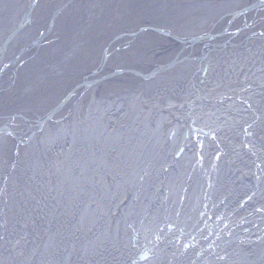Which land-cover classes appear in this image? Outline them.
<instances>
[{
  "label": "bare ground",
  "instance_id": "bare-ground-1",
  "mask_svg": "<svg viewBox=\"0 0 264 264\" xmlns=\"http://www.w3.org/2000/svg\"><path fill=\"white\" fill-rule=\"evenodd\" d=\"M255 1L0 0V264H264V179H258L264 149L259 141L248 147L253 128H244L242 145L235 130L224 128L218 150L205 144L198 152L188 130V145L182 141L196 115L190 107L197 85L205 87L204 100L234 103L220 100L232 94L206 91L216 81L206 80L205 70L227 56L258 51L264 38L241 50L214 51L201 62L195 60L199 46L187 42ZM262 16L253 13L260 19L252 27L226 36L221 31L215 41L238 44L241 35L264 28ZM229 24L234 30L240 21ZM68 46L76 50L72 60L61 54ZM182 58L189 59L146 80H100L83 97L70 98L80 78L93 72L133 77ZM49 79L53 90L26 106V93ZM86 99L98 100L97 110L102 105L101 113H92L100 137L74 136L82 130ZM199 115L209 117L203 108ZM48 116L55 118L44 121ZM24 128L23 138L13 139ZM133 128L156 146L134 164L138 173H130L143 185L119 190L116 139ZM147 143L138 141L137 149ZM181 173L182 182H175ZM131 202L149 223V235L134 228L139 220L132 221Z\"/></svg>",
  "mask_w": 264,
  "mask_h": 264
},
{
  "label": "water",
  "instance_id": "water-1",
  "mask_svg": "<svg viewBox=\"0 0 264 264\" xmlns=\"http://www.w3.org/2000/svg\"><path fill=\"white\" fill-rule=\"evenodd\" d=\"M251 3L253 2L248 3L240 12L236 14H232V16L228 18L229 21L226 20V18H224L225 21L221 20L220 23L216 25L217 30L213 29L212 31L206 34H203L201 36H196L195 39L187 42L190 45L195 44V46H199L201 50L198 53H195V60L201 62L204 59V57L207 56L208 54L214 51L224 49L226 47L228 48L237 47L241 50L243 46L247 45L249 40L255 38L257 39L264 38V29H262L257 32H251L249 35L242 38L238 44H234L233 43L234 40L232 39L224 40L218 43L215 41L220 36L219 34H221V31L226 36L227 34H230L231 32H236L243 27L245 28H248L250 26L252 27L253 26L252 22L260 19V18L255 19V17L251 18V15L254 13L256 14L257 17L258 14H261V12L264 11V0H259L253 4ZM262 18L264 19L263 16ZM235 20L240 21L239 26L234 30H229V28L231 27L229 26L230 25L229 23L234 22ZM223 25L226 26L225 29H223L224 28ZM251 56H254V58H250ZM187 59L189 58L173 59L171 62H169L164 66L151 67L150 70H148L145 73L144 71L139 73H134L133 77H125L122 73H120L117 78H116L117 75L114 74L106 75V76H99V75L97 76V72H93L92 74L80 78V80L77 83V86L74 87L72 96L70 98H73V101L74 100L76 101V99L81 98V96L83 97V95H85L87 91L92 86L96 85L100 80L107 81L109 79V81H113V79L116 80L123 77L121 82H124L125 84L131 82V80H128L127 78H134L136 79V82H138V81L146 80L150 76L155 75L156 73L162 70L164 71L168 70L169 68L173 67L178 62V60H187ZM218 64H224V65L220 66L219 68H216ZM197 71L198 72L195 73L196 82H198L200 76V66L198 67ZM204 74L206 75V80L208 79L209 82H212L213 80L216 81V87H214V89L210 88V86L206 87L207 92L225 91V93L232 94V96L227 98H220V100L223 101L229 98H233L234 103H229L221 106V105H215L217 103L216 100L211 102L204 100L203 93L205 87H198L197 85V88L195 89L196 97L194 101H191V104L193 105L190 107V112H191L193 110L192 107L195 106L196 119L194 118L193 121L189 122V126L186 125L188 129H186L185 137L189 131L192 132L193 134L192 138L190 139V142L188 143L192 144V146L194 147L195 146L198 147L199 149L198 152L201 151V149L203 148V146H205V144L207 146L206 148H213L218 150L220 149L219 148L220 139H218V135L223 133L222 130L229 126L233 130H235V138L238 144L242 145L241 140L244 138V136H246L244 134L242 135V133H246V130L244 128L252 127L253 130L249 135L250 145H248V147L252 148L253 143L259 141L262 142L261 149H264V46H262L260 49H258V51H255L253 53L244 54V52H242V54L241 53L236 54L232 57L227 56L224 59H222L221 62H218L213 66L210 65L208 72L205 70ZM74 83L72 85H74ZM236 92L239 93L240 96H237ZM106 100L107 101H104V108L105 110H109L110 103L108 99ZM97 101H91V99L88 100L86 99V101L82 102L81 108L83 111L82 114L83 117L80 120L84 118L85 121V117H88L86 118V120H89L90 118V122L85 123L83 121V126L80 127V129H82L81 132L75 131L74 136H81L87 139L88 134L92 136L98 133L97 136L100 137V126H98L99 127L98 129L95 127L96 125H100V123H98L97 120H94L92 118V113L94 111H97L98 113L102 112L101 104H100V108L97 110L98 108V103H96ZM62 104L55 108L54 110L55 113L58 112L59 108L60 109L61 107L63 108L64 104L63 105ZM72 106L73 105L70 106V110L72 109ZM201 108L207 110V113L209 114L208 118H205L206 115L204 116L199 115ZM229 112L231 113L229 114ZM53 118L55 117L48 116L44 119V121H51ZM133 118L138 119V115L136 112L134 113ZM195 130L199 132L198 134L199 136H195L194 133ZM131 131H133L132 135L121 134L116 139V142L118 143V148L114 152L115 159L113 166L118 172V178L114 182L117 183L119 190L122 187H124L126 183L135 184L137 186V182H138L139 187L143 185L141 179L137 180V177L133 179V176L131 175L138 173V170L135 169L136 165L134 164L138 163L139 160L142 159L143 157L148 156L147 152H150L152 150V147L156 146L153 145L154 142H150L148 140L147 136L142 135V133H144L142 129L139 133H137L138 131L135 130L134 128L131 129ZM203 134H207L209 137L205 138ZM144 139H146L148 143L144 146V148L141 151H139L137 149V142ZM182 141L187 143L188 138L186 137V140L183 139ZM187 145H185L180 149L179 151L180 154L182 152L186 154L185 152L187 149ZM165 147L166 150L170 149V146L168 144H165ZM216 158L217 156L214 157L212 161L214 162ZM182 177L183 174L181 173L177 176V178H175V180L176 179L177 180L174 181L175 182L180 181ZM259 178L264 179L263 175L261 176L259 175L258 179ZM202 180L203 182L206 181L205 178H203ZM154 197L155 196L153 195L152 198L154 199ZM165 201L168 200L165 199ZM173 202L174 200H171V203L166 208L165 212H168L169 210L172 209L171 206ZM138 211H139V207L137 206V203L131 202L130 212L132 213V221L139 220V222H137V226H134V228L136 230L141 231L142 233L144 232L149 235L150 232L148 230L149 223H147L146 220L144 221V219H140L141 216L138 215ZM134 232H135L134 230H131L132 233L131 242H133L134 239ZM135 234L138 233L136 232ZM151 240H149L150 241L149 244H151L152 242ZM144 243H146V241H144Z\"/></svg>",
  "mask_w": 264,
  "mask_h": 264
},
{
  "label": "rangeland",
  "instance_id": "rangeland-1",
  "mask_svg": "<svg viewBox=\"0 0 264 264\" xmlns=\"http://www.w3.org/2000/svg\"><path fill=\"white\" fill-rule=\"evenodd\" d=\"M255 2H257V1H255ZM255 2H253V3H255ZM253 3H251V4H253ZM246 6V5H245ZM100 24L101 23V20H98V21H95V22H92V24ZM264 29V28H263ZM251 32H249L248 34H250ZM247 33L244 35H241L240 37L242 38V36H243V38L245 37V36H247L248 35ZM238 38V39H241V38ZM222 41H224V39L222 40ZM83 42V41H82ZM63 56H65V57H68V58H72L75 54H76V50H71V49H69V46L65 49H63V52L61 53ZM76 56V55H75ZM72 60V59H71ZM52 81V79H49V80H44V81H42V82H36L35 83V88L34 89H31L30 91H26L27 93H26V95L21 99L25 104H26V106H30V104H33V103H37V102H39V101H36V99L38 98L39 100H43V99H45L46 97L45 96H47L46 94H48V93H50L51 92V90H53V88L49 85L50 84V82ZM49 86V87H48ZM77 86V85H76ZM75 86V87H76ZM42 87V88H41ZM44 87V88H43ZM21 89V88H20ZM29 90V89H28ZM11 100V99H10ZM9 100V101H10ZM9 101H8V103H9ZM25 101H28V102H30V103H27V102H25ZM7 103V104H8ZM7 106V105H6ZM5 106V107H6ZM4 107V108H5ZM58 114H56V116H57ZM40 116V115H39ZM55 117V116H54ZM15 117H12L11 119H14ZM38 120V115H37V117H36V119H33V121H37ZM32 122V121H31ZM30 122V123H31ZM38 125H40V123H36V124H32V125H30V126H38ZM28 126V125H27ZM25 130V128L24 129H22V131L20 132V133H18L16 136H14L13 137V139L15 138V137H17V136H20L19 137V139H21V138H23V136H22V134H23V131ZM30 133V132H29ZM14 142V140H12L10 143H8L7 144V150H8V152H7V156H8V158H6V162L5 163H8L7 164V167H8V165H9V163H10V150H11V148H12V146L15 144V142ZM180 250H182V247L180 248ZM195 255V254H194Z\"/></svg>",
  "mask_w": 264,
  "mask_h": 264
}]
</instances>
